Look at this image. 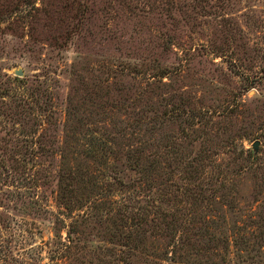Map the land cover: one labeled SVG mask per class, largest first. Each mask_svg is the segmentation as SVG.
Here are the masks:
<instances>
[{"label": "rangeland", "instance_id": "obj_1", "mask_svg": "<svg viewBox=\"0 0 264 264\" xmlns=\"http://www.w3.org/2000/svg\"><path fill=\"white\" fill-rule=\"evenodd\" d=\"M0 264H264V0H0Z\"/></svg>", "mask_w": 264, "mask_h": 264}]
</instances>
